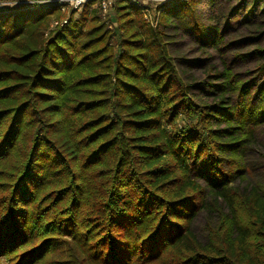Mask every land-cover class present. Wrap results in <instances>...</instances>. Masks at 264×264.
I'll use <instances>...</instances> for the list:
<instances>
[{"label":"trees","instance_id":"trees-1","mask_svg":"<svg viewBox=\"0 0 264 264\" xmlns=\"http://www.w3.org/2000/svg\"><path fill=\"white\" fill-rule=\"evenodd\" d=\"M148 2L0 6V264H264V0Z\"/></svg>","mask_w":264,"mask_h":264},{"label":"rangeland","instance_id":"rangeland-1","mask_svg":"<svg viewBox=\"0 0 264 264\" xmlns=\"http://www.w3.org/2000/svg\"><path fill=\"white\" fill-rule=\"evenodd\" d=\"M53 1H59V2H67V4H65V10L68 11L70 9V6L73 5L76 0H0V6L1 5H26L29 3H38L39 5H44V4H48L50 2ZM143 2H147L150 1L149 6L151 7L149 9V12L151 13V11H153L157 6L163 4L164 2H166L167 0H141ZM104 17L101 16V20H103ZM52 24L50 23V26ZM68 257V251L66 248V244L61 242L59 245V249L53 253V256L45 263V264H60V261L62 259H65Z\"/></svg>","mask_w":264,"mask_h":264},{"label":"built area","instance_id":"built-area-1","mask_svg":"<svg viewBox=\"0 0 264 264\" xmlns=\"http://www.w3.org/2000/svg\"><path fill=\"white\" fill-rule=\"evenodd\" d=\"M82 1H84V0H76L75 3H74V5H77L78 3L82 2ZM106 7H107V0H102V13H103V14H104L105 11H106ZM103 17H104V15H103ZM65 22H66V19H63V20L60 22V24H61V23H65ZM52 24H53V23H52Z\"/></svg>","mask_w":264,"mask_h":264}]
</instances>
